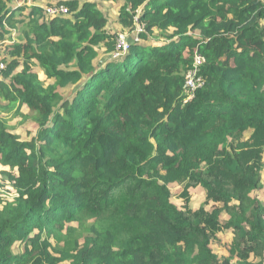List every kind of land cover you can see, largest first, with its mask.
<instances>
[{"label":"trees","instance_id":"obj_1","mask_svg":"<svg viewBox=\"0 0 264 264\" xmlns=\"http://www.w3.org/2000/svg\"><path fill=\"white\" fill-rule=\"evenodd\" d=\"M9 1L0 113L27 107L37 128L22 141L0 119V183L18 194L0 199V264H264V0H123L137 40L113 60L96 3ZM54 2L68 15L48 18ZM197 54L206 85L185 104ZM198 188L211 210L192 208Z\"/></svg>","mask_w":264,"mask_h":264},{"label":"rangeland","instance_id":"obj_2","mask_svg":"<svg viewBox=\"0 0 264 264\" xmlns=\"http://www.w3.org/2000/svg\"><path fill=\"white\" fill-rule=\"evenodd\" d=\"M33 0H26L24 3H17L15 0H11L10 2V6L12 8H24L27 7L25 10V13L28 12L29 8L31 7L30 3ZM82 2H92V3H96L98 5V8L104 13V15L106 16L107 20H108V24L111 30H114L115 32L119 33L120 35H123L125 40H126V45L128 46L129 42L132 40H137V36H135V34L129 30H126L122 27V25H120L118 23V19H119V15L121 13L122 7H123V0H117L116 2H106L103 0H81ZM19 18H23L21 16L24 15H20V13H18ZM19 34L16 37V40H19ZM164 41V39L161 40H153L151 43L149 44H154V43H158ZM105 47H101L100 48V57L98 58V61L96 63V65H103L104 63L107 62V58L105 56ZM128 51V50H127ZM116 54V53H115ZM112 58H110L111 60H113V56ZM125 54V53H124ZM4 55V53H3ZM38 69V67H37ZM39 70V69H38ZM42 71V70H39ZM41 79L43 80V82L48 83L51 80H49L46 76V74L44 72H42L40 74ZM2 74H0V80H2ZM72 89H68L66 91H62V93L66 96L67 94H71L72 93ZM2 104L4 106H9L7 105L8 103L6 101H3ZM22 115L17 113V109L14 107L10 106V110L9 111H3L0 113V119L6 123V125L9 127L10 131L13 132L14 134L18 135L22 141H29L32 139V136L35 134L37 125L36 122L33 118V111L27 107H25L22 111H21ZM23 116H26V118H24ZM263 182H264V177H263ZM0 199H7L11 198V195L14 194V191L11 189V187H9V185H6L5 182H1L0 183ZM183 186H179V185H171L170 189L172 191V200L175 204H177V206L181 207L184 203L183 199L181 198V193L183 191ZM257 196L258 198H260V200H262L264 202V186L263 189L260 190L259 192H257ZM191 200H192V208L195 209H199L202 206H206L207 209L211 210L213 204H208L206 202V196L204 193V190L202 188H198L196 190H191ZM207 203V204H206ZM232 241V233L230 231L224 232L221 235H219V238L216 242H214L213 245V249L215 252L218 253V255L220 257H229L230 256V252H229V245L231 244ZM236 259L234 260V263H236ZM259 261V260H257Z\"/></svg>","mask_w":264,"mask_h":264},{"label":"built area","instance_id":"obj_3","mask_svg":"<svg viewBox=\"0 0 264 264\" xmlns=\"http://www.w3.org/2000/svg\"><path fill=\"white\" fill-rule=\"evenodd\" d=\"M26 1V0H22ZM48 18H57V17H63L67 16L69 11L68 8L65 5H59L58 3L54 2L53 5L48 6L45 8ZM138 31H141V28L139 27ZM18 36L17 30L11 31L8 38L5 40L0 39V50L2 49V46L4 44H14L18 40H16V37ZM129 45V44H128ZM128 50V46L126 45V40L123 35H120L117 40V51L116 54L113 56V58L119 57L121 54L126 53ZM205 63V58L201 55L197 54L194 58V64L193 68L188 70L185 73V85H184V100L183 102L185 104L191 102L194 100V98L197 95V92L201 89H203L206 85V80L201 75V66ZM7 69V63L5 61V58L2 54H0V74L3 73ZM18 196L17 193H14L11 195V198H8L10 201L14 200Z\"/></svg>","mask_w":264,"mask_h":264},{"label":"crops","instance_id":"obj_4","mask_svg":"<svg viewBox=\"0 0 264 264\" xmlns=\"http://www.w3.org/2000/svg\"><path fill=\"white\" fill-rule=\"evenodd\" d=\"M15 1H16L17 3H21V2L24 3V2H25V1H22V0H15ZM32 2H33V3H30L31 7L34 6V5L41 6V5H43V3H44V2H39V1H37V0H33ZM15 8H16V7H15Z\"/></svg>","mask_w":264,"mask_h":264}]
</instances>
